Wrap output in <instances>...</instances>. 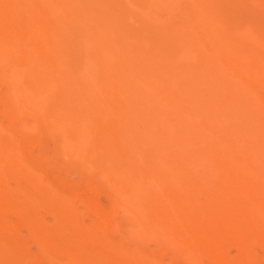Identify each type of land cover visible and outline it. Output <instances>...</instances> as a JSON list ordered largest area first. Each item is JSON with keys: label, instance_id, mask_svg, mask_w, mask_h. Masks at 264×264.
<instances>
[{"label": "bare ground", "instance_id": "1", "mask_svg": "<svg viewBox=\"0 0 264 264\" xmlns=\"http://www.w3.org/2000/svg\"><path fill=\"white\" fill-rule=\"evenodd\" d=\"M0 264H264V0H0Z\"/></svg>", "mask_w": 264, "mask_h": 264}]
</instances>
